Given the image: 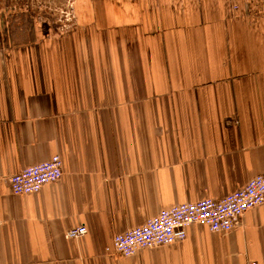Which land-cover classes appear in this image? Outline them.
<instances>
[{
	"label": "crops",
	"instance_id": "obj_1",
	"mask_svg": "<svg viewBox=\"0 0 264 264\" xmlns=\"http://www.w3.org/2000/svg\"><path fill=\"white\" fill-rule=\"evenodd\" d=\"M66 30L0 34V264H264V203L228 232L111 250L162 209L264 173V0H77ZM59 155L62 176L8 178ZM87 233L68 238V229Z\"/></svg>",
	"mask_w": 264,
	"mask_h": 264
},
{
	"label": "built area",
	"instance_id": "obj_2",
	"mask_svg": "<svg viewBox=\"0 0 264 264\" xmlns=\"http://www.w3.org/2000/svg\"><path fill=\"white\" fill-rule=\"evenodd\" d=\"M73 17V16H72ZM62 176L59 155L28 165L8 178L12 193H35ZM264 203V173L250 178L244 186L228 195L214 199L204 197L194 202L181 203L162 209L144 224L116 233L111 250L118 256L129 257L140 248L170 245L186 238V228L192 224L206 226L213 232H228L240 223L249 209ZM87 233L85 225L68 229L65 236L78 238Z\"/></svg>",
	"mask_w": 264,
	"mask_h": 264
},
{
	"label": "rangeland",
	"instance_id": "obj_3",
	"mask_svg": "<svg viewBox=\"0 0 264 264\" xmlns=\"http://www.w3.org/2000/svg\"><path fill=\"white\" fill-rule=\"evenodd\" d=\"M75 1L0 0V34L5 31L11 40H27L37 33L66 30L73 21Z\"/></svg>",
	"mask_w": 264,
	"mask_h": 264
}]
</instances>
